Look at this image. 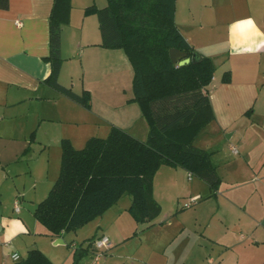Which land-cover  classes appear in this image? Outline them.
<instances>
[{"label": "crops", "instance_id": "obj_1", "mask_svg": "<svg viewBox=\"0 0 264 264\" xmlns=\"http://www.w3.org/2000/svg\"><path fill=\"white\" fill-rule=\"evenodd\" d=\"M8 1V7L0 9V264H15L13 253L22 259L33 248L53 264H69L77 246L74 236L52 235L33 215L58 177L61 140L80 149L90 137H106L112 125L145 140L148 124L138 103L132 101L134 71L127 55L120 48L101 46L96 14L84 13L92 4L105 7L106 0H71L69 23L61 27L63 61L57 80L78 95L87 91L89 109L45 81L51 73V64L44 58L49 55L53 0ZM175 24L195 51L210 57L215 66L205 87L214 118L199 131L193 145L212 153L211 162L221 177L220 168L228 162L223 155L226 145L232 155L239 153L235 146L246 153L256 148L251 145L255 135L250 136L249 127L254 126L256 110L264 108V0H175ZM225 73L229 75L226 82ZM247 123L248 129L236 136ZM256 129L252 133H263ZM162 167L166 179L153 177L152 192L160 210L152 221L142 224L140 241L145 244L140 247L164 250L181 239L171 249L174 254L178 250L187 256L194 249L205 256L204 242L209 241L220 247L216 258H208L211 264H264V162L257 174H250L246 192L241 187L224 191L220 186L216 196H210L207 184L195 180L205 184L208 193L204 199L199 193L193 195L199 201L192 208L193 245L182 238L187 232L182 217L191 208L184 210L177 199L184 176L188 180L195 176L180 167ZM126 194L86 223L91 225L92 237L108 236L109 245L112 235L116 242H124L126 235L115 234L104 215L115 209L114 229L124 233L126 206L117 207V203ZM207 201L215 205L202 208ZM113 252H104L102 264H124L114 255L104 257ZM149 257L130 264H151Z\"/></svg>", "mask_w": 264, "mask_h": 264}, {"label": "trees", "instance_id": "obj_2", "mask_svg": "<svg viewBox=\"0 0 264 264\" xmlns=\"http://www.w3.org/2000/svg\"><path fill=\"white\" fill-rule=\"evenodd\" d=\"M85 14L97 16L101 46L120 48L133 67L132 101L138 103L148 124L145 140L112 125L106 137H90L80 149L61 140L59 174L33 215L54 236L76 230L101 215L125 193L132 197L129 211L135 220L149 223L160 210L152 196V180L161 165L180 167L205 182L216 196L221 178L211 152L193 145L199 131L214 114L205 87L215 66L199 54L175 24V0H106ZM0 0V9L8 7ZM71 0H53L49 15L51 73L45 80L59 92L90 108V94L81 95L58 82L62 64L61 27L69 23ZM184 51L189 62L173 64L169 49ZM223 81L229 80L228 73ZM74 247V261L87 254ZM15 264H53L40 250L30 249Z\"/></svg>", "mask_w": 264, "mask_h": 264}, {"label": "rangeland", "instance_id": "obj_3", "mask_svg": "<svg viewBox=\"0 0 264 264\" xmlns=\"http://www.w3.org/2000/svg\"><path fill=\"white\" fill-rule=\"evenodd\" d=\"M71 10V9H70ZM90 102V101H89ZM257 114V115H256ZM256 117L254 118V126H250L248 125V123L246 124V126H244L242 129L239 130V132L236 134V136L242 135L240 134L241 132L244 133V130H247L249 128L250 129V136H254V138L252 139V137H249L250 140L252 139V143L251 145H254V147L258 148H253L254 150L250 153L248 151V153L246 152H242V150H240V148L238 146H235L238 150V155H232L228 148L227 145L225 146V149L223 151V155L226 156L225 160H227V164H225L224 166H221V170H220V174H221V181L220 184L218 186H221V189L224 191L229 190L230 192L232 190H234V188H244L241 190H244L243 192H246L247 188L251 185V184H246L247 182H252V178L253 175L258 173V169L260 168V166L262 165V163L264 162V108L262 110L257 109L256 110ZM259 128L261 130H263L262 134H254L252 133V131H256ZM227 137V136H226ZM225 137V139H226ZM224 139V141H225ZM234 144L236 143V140L232 141ZM250 144V143H249ZM259 145V146H258ZM262 147H261V146ZM247 148V147H246ZM246 153V155H245ZM163 165H161L155 172L154 174V178H159L161 177V179H166V174L165 173H161L163 168ZM250 174H253L251 177ZM165 177V178H164ZM153 178V179H154ZM160 180V179H159ZM195 180H199L198 178H194L192 180H188L185 176L183 178V189L181 192V194H179V199H177L179 201V205H181L183 207V209L185 210H189L191 208V210L187 211L189 213H186L182 218H183V222L184 225H186V230L187 232H184V235L182 238H186V240L188 241L189 244L193 245L196 242V235L194 236L193 234V207L195 206V204H197L199 201L198 199H193V195L194 193H199L202 197V199H204V196L207 195L208 193V187L204 184V185H200L199 183L196 182H200ZM254 182V181H253ZM163 185V184H162ZM243 186V187H242ZM221 190V191H222ZM240 190V191H241ZM174 191V189H173ZM152 192H153V180H152ZM192 193V195H191ZM191 195V196H190ZM242 196V195H240ZM243 196H245V193L243 194ZM132 203V200L130 199V196L128 195V193L126 195H124L122 197V199L120 201H118L117 203V207L121 206V207H125L126 206V220L128 218H130V221H125L126 224V229L124 230V233H122V230L120 229V233H116L114 227V219L116 218L114 214L115 209H110L107 213H105L104 215V219L107 220V224L111 227V230H113V232L117 235H126L124 242H116L117 240H115L114 236L112 235L110 237V240L112 242V245H109L110 247L106 250V252L109 250L115 253V254H108V256H104V257H117L118 261H122L124 262V264H130V262H137L139 257H146L150 255V263L151 264H211L208 261L209 257L212 258H216L219 255V250L220 247H218L219 245H209V241H205L204 244L206 246H204V250L206 251V255L204 256L202 253H196V251H194V249L187 253V256H184V252L182 251H178L174 254L171 249L174 248L176 245H178V243L180 242L177 241L174 245H172V247L167 246L164 250L162 249H155L152 247H145L143 249V246L145 244V242L140 241L141 237H140V233L142 231V222H139L137 220H135V218H133L132 214L129 211V207ZM211 203H214L213 205H215V201H207V203H203L202 208H208L211 206ZM228 203V202H227ZM189 204V205H187ZM199 205V206H201ZM177 205L175 204V207ZM225 206H230L226 203H224V207ZM198 208V206H197ZM237 208V207H236ZM114 210V211H113ZM154 219V218H153ZM152 219V220H153ZM232 217L228 218V220L232 221ZM93 220V219H92ZM112 221V222H111ZM111 222V223H110ZM110 223V224H109ZM262 223V222H261ZM114 225V226H113ZM177 229V227H175ZM172 229L171 231L175 230ZM66 233H70L74 236V240L75 242H77V246L82 245L84 243H86L90 238H92V236L94 235V232L92 231L91 225H83L81 227H79L76 230H70ZM75 235H78V237L76 238ZM217 235V234H215ZM108 237V236H107ZM186 240L184 242H182V247L185 249L186 251ZM87 244V243H86ZM121 244V245H120ZM166 246V245H165ZM188 246V245H187ZM72 249V248H71ZM154 249V250H153ZM192 249V248H191ZM73 250L72 249V255L70 257V261L69 264H90L92 262V256L91 258H89V252L85 255H83L79 260L74 261V256H73ZM105 250V249H103ZM153 250V251H152ZM183 250V249H182ZM203 250V249H202ZM171 251V252H170ZM58 253V252H57ZM55 254V257H58L59 254ZM153 253V254H152ZM183 253V254H182ZM104 255V253L101 255V257ZM114 255V256H113ZM46 256V255H45ZM61 257V255H60ZM48 258V257H47ZM49 259V258H48ZM59 259V258H57ZM103 263V259L100 258V260L98 261V264H102ZM118 264H121V262H118Z\"/></svg>", "mask_w": 264, "mask_h": 264}, {"label": "built area", "instance_id": "obj_4", "mask_svg": "<svg viewBox=\"0 0 264 264\" xmlns=\"http://www.w3.org/2000/svg\"><path fill=\"white\" fill-rule=\"evenodd\" d=\"M18 23L19 22L16 21V24H18ZM187 205H189V204H187ZM15 209L18 210L17 205H16ZM91 248H92V258H93L91 264H96L98 259L101 257V255L109 248V240H108L107 236L101 235L99 237H96L92 242ZM103 249H105V250H103ZM12 258L15 261H18L20 259L19 255L17 253H13Z\"/></svg>", "mask_w": 264, "mask_h": 264}, {"label": "water", "instance_id": "obj_5", "mask_svg": "<svg viewBox=\"0 0 264 264\" xmlns=\"http://www.w3.org/2000/svg\"><path fill=\"white\" fill-rule=\"evenodd\" d=\"M169 57L173 64L182 65L184 63L189 62V58L184 51H181L177 48H170L169 49Z\"/></svg>", "mask_w": 264, "mask_h": 264}]
</instances>
